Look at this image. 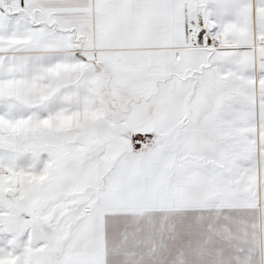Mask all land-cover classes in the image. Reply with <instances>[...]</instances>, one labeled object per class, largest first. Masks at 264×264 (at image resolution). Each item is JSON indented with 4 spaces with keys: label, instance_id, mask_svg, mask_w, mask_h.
<instances>
[{
    "label": "snow or ice",
    "instance_id": "1",
    "mask_svg": "<svg viewBox=\"0 0 264 264\" xmlns=\"http://www.w3.org/2000/svg\"><path fill=\"white\" fill-rule=\"evenodd\" d=\"M0 264H264V0H0Z\"/></svg>",
    "mask_w": 264,
    "mask_h": 264
}]
</instances>
